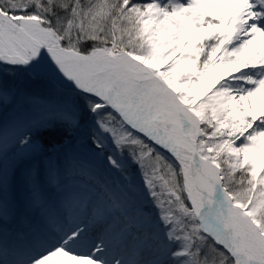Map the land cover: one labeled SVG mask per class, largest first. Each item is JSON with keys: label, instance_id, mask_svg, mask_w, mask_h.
<instances>
[{"label": "snow or ice", "instance_id": "snow-or-ice-1", "mask_svg": "<svg viewBox=\"0 0 264 264\" xmlns=\"http://www.w3.org/2000/svg\"><path fill=\"white\" fill-rule=\"evenodd\" d=\"M0 264H264V0H0Z\"/></svg>", "mask_w": 264, "mask_h": 264}, {"label": "rangeland", "instance_id": "rangeland-1", "mask_svg": "<svg viewBox=\"0 0 264 264\" xmlns=\"http://www.w3.org/2000/svg\"><path fill=\"white\" fill-rule=\"evenodd\" d=\"M158 151H160V150H158ZM129 172L135 177V179H136V181H137L138 184H141L142 183L143 172H142V170L139 169V166L138 165H136L135 163L130 162L129 163Z\"/></svg>", "mask_w": 264, "mask_h": 264}, {"label": "bare ground", "instance_id": "bare-ground-1", "mask_svg": "<svg viewBox=\"0 0 264 264\" xmlns=\"http://www.w3.org/2000/svg\"><path fill=\"white\" fill-rule=\"evenodd\" d=\"M158 150H160L162 153H164L165 155H168L166 152H164L163 149H160L159 146H155Z\"/></svg>", "mask_w": 264, "mask_h": 264}]
</instances>
